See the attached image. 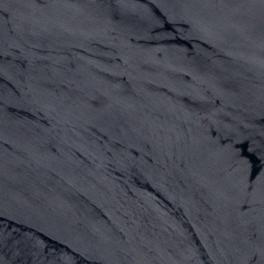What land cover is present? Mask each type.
I'll return each mask as SVG.
<instances>
[{"label": "water", "instance_id": "1", "mask_svg": "<svg viewBox=\"0 0 264 264\" xmlns=\"http://www.w3.org/2000/svg\"><path fill=\"white\" fill-rule=\"evenodd\" d=\"M0 264H264V0H0Z\"/></svg>", "mask_w": 264, "mask_h": 264}]
</instances>
